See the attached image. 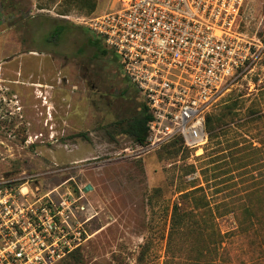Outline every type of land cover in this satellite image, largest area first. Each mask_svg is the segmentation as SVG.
<instances>
[{"label": "rangeland", "instance_id": "obj_1", "mask_svg": "<svg viewBox=\"0 0 264 264\" xmlns=\"http://www.w3.org/2000/svg\"><path fill=\"white\" fill-rule=\"evenodd\" d=\"M97 1L88 14L63 13L65 0H0V174L32 176L37 196L83 197L91 238L60 264H264V59L213 106L225 125L203 150L140 152L125 126L141 98L81 24L120 2ZM242 20L264 39V0H247ZM200 188L213 213L170 237L179 191Z\"/></svg>", "mask_w": 264, "mask_h": 264}, {"label": "built area", "instance_id": "obj_2", "mask_svg": "<svg viewBox=\"0 0 264 264\" xmlns=\"http://www.w3.org/2000/svg\"><path fill=\"white\" fill-rule=\"evenodd\" d=\"M246 1L119 0L111 12L81 20L148 104L149 134L138 151L178 137L188 150L207 146L213 106L264 59V39L241 28ZM26 179L0 174V264H57L89 241L93 217L82 196H37Z\"/></svg>", "mask_w": 264, "mask_h": 264}, {"label": "trees", "instance_id": "obj_3", "mask_svg": "<svg viewBox=\"0 0 264 264\" xmlns=\"http://www.w3.org/2000/svg\"><path fill=\"white\" fill-rule=\"evenodd\" d=\"M65 4L66 10H63V13H69L73 9L77 8L80 11L92 14L96 11L98 7L97 0H65ZM65 30V27L60 26L56 29L54 34L55 36H60ZM100 42L101 41H99L95 37L91 38V44L95 47H98V51H100L101 54H107L106 51L101 49ZM141 105V114L138 117L134 118L131 122L129 121L125 126V130L126 134L130 135L136 141L137 144L144 145L148 138L149 123L152 119V116L148 104L145 101H141ZM224 125L225 123L221 116L216 118L212 115H208L206 127L210 139L217 137V130L224 127ZM167 145H171L172 147L179 146L180 148H185L184 140L181 137L176 138ZM185 192L186 189L179 191V193L184 194H182V199H179L174 204L171 217L170 237H172L173 234L180 235L181 237H187V235H192L194 231L191 230L202 228L203 222L201 219L204 217H208L210 214L213 213V209L210 206L209 199H206V197L202 195L197 196V194L203 192L202 188L197 189L195 191H189L186 193ZM82 248L78 249L74 253L79 252ZM61 262L57 264H60Z\"/></svg>", "mask_w": 264, "mask_h": 264}, {"label": "water", "instance_id": "obj_4", "mask_svg": "<svg viewBox=\"0 0 264 264\" xmlns=\"http://www.w3.org/2000/svg\"><path fill=\"white\" fill-rule=\"evenodd\" d=\"M92 189H93V187L90 186V185H88V186L86 187V191H91Z\"/></svg>", "mask_w": 264, "mask_h": 264}]
</instances>
